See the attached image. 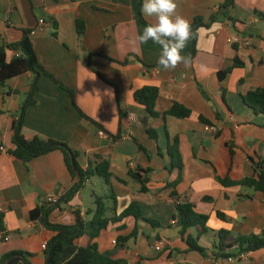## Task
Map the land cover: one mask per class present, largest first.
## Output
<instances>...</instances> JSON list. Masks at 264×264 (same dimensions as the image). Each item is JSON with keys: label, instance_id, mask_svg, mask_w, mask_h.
I'll return each instance as SVG.
<instances>
[{"label": "crops", "instance_id": "1", "mask_svg": "<svg viewBox=\"0 0 264 264\" xmlns=\"http://www.w3.org/2000/svg\"><path fill=\"white\" fill-rule=\"evenodd\" d=\"M228 1L232 6L226 8ZM176 3L175 15L190 23L196 17L208 21L217 16V21L199 29L195 48L187 44L181 53L187 64L180 62L175 68L164 69L156 67L160 46L151 40L139 42L146 26L140 22V14L149 25L157 22L155 16L139 13V0H0V44L18 43L23 30L31 31L30 43L40 66L72 90L78 109L102 128L83 119L70 94L42 76L36 104L26 110L22 133L28 139L67 144L78 153L77 163L83 170L94 169L100 160H106L117 203L112 216L136 203L145 219L160 224L152 227L143 219H124L94 241L100 253L128 264H264V250L248 253L244 261L233 263L188 251L181 228L173 220L172 197L176 195L181 203L193 204L199 214L209 216L206 234L192 228L185 235L198 237V245L208 255L218 243L219 231L229 232L232 238L264 234V193L241 186L225 187L218 181L252 178L249 158L264 161V116L255 115L241 99L248 91L264 88V22L254 14L264 12V0ZM39 20L45 21L43 30ZM76 21L84 23L82 37L77 34ZM236 35L247 38L250 47L232 45ZM14 55L9 51L7 60ZM235 58L242 67L220 80L219 73L233 67ZM31 81L32 75L26 73L0 86V147L5 150L0 153V212L5 228L0 229V256L25 252L32 255L33 264H45L42 245L55 233L33 220L31 212L47 195L65 194L76 181L59 152L27 164L8 153L13 148L10 130ZM144 87L159 90L157 118H151L134 101V92ZM173 104L189 109L190 118L164 117ZM200 118L216 128L217 134ZM99 131L107 137H100ZM150 132L156 133L155 139ZM118 133L120 138L113 140ZM234 135L239 137L240 148L231 158L226 144ZM174 141L182 160L181 171L170 169L167 146ZM131 162L133 171L148 178L147 193H141L140 183L129 177ZM172 184L174 188L168 186ZM75 212L84 220L92 218L93 210L85 209L80 192L70 202L55 207L49 221L71 225ZM217 213L223 214L224 220ZM119 236L130 238L122 249L116 246ZM90 242L87 236L79 239L67 249L64 261Z\"/></svg>", "mask_w": 264, "mask_h": 264}, {"label": "trees", "instance_id": "2", "mask_svg": "<svg viewBox=\"0 0 264 264\" xmlns=\"http://www.w3.org/2000/svg\"><path fill=\"white\" fill-rule=\"evenodd\" d=\"M142 0H139V13L141 12ZM232 6V2L228 1L225 5L226 8ZM254 14L264 22V12L255 11ZM230 21L235 23V20L228 17ZM217 21V16H212L208 21L200 17H196L191 25L192 36L189 44L195 48L198 31L201 28H208L211 24ZM140 22L144 25H149L140 14ZM76 30L79 37H82L85 31V26L82 21H76ZM31 31L23 30L22 38L18 43L3 45L0 44V86L3 87L5 83L13 78L21 76L26 73L32 75V81L26 100L21 106L18 118L13 122L10 135L13 148L8 151L14 159L21 161L24 164L30 161L43 157L45 155L59 152L62 154L64 163L72 180L75 181L76 175L72 170L71 157L75 160L77 172L80 176V182H75L73 188L66 192L60 203L70 202L74 196L83 188V186L92 178H99L104 182V185L109 188L108 196L94 197V210L92 218L87 221L84 220L78 212H75V221L71 225L52 224L49 221V216L55 207L41 204L36 210L31 212V218L38 220L40 224L47 230L55 233L54 237L47 243L44 250L45 264H128L125 260L113 259L110 254H102L98 251V247L94 242L101 234L110 227L122 223L124 219H143L152 227H160V224L152 219H145L142 215V210L136 203H132L124 212L119 216H112L116 211V197L111 187L112 173L110 172V164L106 160H100L94 169L88 168L83 170L77 163L78 153L73 151L67 144L56 142L54 140H42L38 137L31 139L26 138L22 133L23 121L26 110L35 105V95L38 92V81L44 76L51 79L62 90L68 92L72 98V103L76 111L82 116L83 119L91 122L98 129L102 130L101 126L84 115L75 104L74 92L64 86L51 74L46 72L38 63L36 55L30 43ZM236 48V47H235ZM12 51L15 53L14 57L8 61L7 53ZM18 55V57L16 56ZM89 66V64H88ZM163 68L159 64L156 66ZM242 64L235 58L234 65L225 72L219 73L218 77L222 80L226 75L232 72L233 69L241 68ZM91 69V67L89 66ZM92 70V69H91ZM116 89V88H115ZM117 93V89H116ZM118 97V95H117ZM134 101L143 106L151 118L159 117L155 111V104L159 97V90L156 87H144L136 90L133 94ZM242 102L246 108L251 110L255 115L264 116V88H257L248 91L241 96ZM170 116L176 119H188L191 116V111L179 104H173L167 113L163 115ZM200 120L207 126L211 124L203 119ZM104 132V131H103ZM105 133V132H104ZM106 134V133H105ZM152 138H156L155 132H150ZM120 138V133L112 136L113 140ZM239 137L234 135V140L226 144V149L231 158L236 154L240 148ZM138 148L144 151L143 147L138 144ZM167 155L170 161V169L182 170V160L178 150L177 141L167 146ZM254 170V177L244 178L239 181H233L229 178H218L219 183L225 187L241 186L253 189L257 192L264 193V161L260 158H249ZM144 173V172H142ZM146 173V172H145ZM144 173V174H145ZM129 177L140 183V192L147 193L149 180L143 176L139 171L130 170ZM121 181V180H120ZM123 183V181H121ZM174 188L175 184L168 185ZM175 199V213L173 220L181 228L180 236L185 240L188 251L197 252L204 258L212 257L214 260H226L228 258H236L240 255L264 250V234L238 236L232 238L229 232H217L218 243L213 244V252L208 255V251L198 245V237L185 236L187 231L192 228H198L200 235L206 234L209 229L207 223L209 216L199 214L194 205L190 203H181L178 197L172 194ZM59 203V204H60ZM58 204V205H59ZM57 205V206H58ZM56 206V207H57ZM219 219L224 220L221 213H217ZM124 226L118 228L122 230ZM0 229L4 231V215L0 212ZM87 236L90 239V244L84 248H79L74 255L68 260L64 261V257L68 248H71L79 239ZM129 237L119 236L116 239V246L120 249L124 248L129 241ZM20 259L21 263L18 264H33L32 255L25 252H10L0 256V264H8L13 259Z\"/></svg>", "mask_w": 264, "mask_h": 264}, {"label": "clouds", "instance_id": "3", "mask_svg": "<svg viewBox=\"0 0 264 264\" xmlns=\"http://www.w3.org/2000/svg\"><path fill=\"white\" fill-rule=\"evenodd\" d=\"M176 8V0H142L141 4L142 14L155 16L157 22L143 28L139 42L146 44L151 40L160 46L157 63L164 69L175 68L180 62L188 63L181 53L191 39V25L185 18L175 15Z\"/></svg>", "mask_w": 264, "mask_h": 264}, {"label": "built area", "instance_id": "4", "mask_svg": "<svg viewBox=\"0 0 264 264\" xmlns=\"http://www.w3.org/2000/svg\"><path fill=\"white\" fill-rule=\"evenodd\" d=\"M38 23H39L40 29L43 30V26L45 24V21L44 20H39ZM231 42H232V45H234V46H238V47H242V48L250 47V41L247 38L240 37L238 35L234 36L232 38ZM16 56L18 57L17 54H16ZM207 129L212 131L214 134H217V129L216 128L208 126ZM98 134L102 138L107 137L106 134L103 131H99ZM4 152H5V150L2 147H0V153H4ZM129 169L130 170L135 169L134 163L131 162L129 164ZM64 195L65 194H49L43 199L42 204L56 207L60 203V201L64 197ZM46 247H47V243H44L42 245V249L45 250ZM245 259H246V257L243 254V255H240V256H238L236 258H228V259L225 260V262L233 263V262L244 261ZM221 262L222 261H220L219 263H221Z\"/></svg>", "mask_w": 264, "mask_h": 264}, {"label": "rangeland", "instance_id": "5", "mask_svg": "<svg viewBox=\"0 0 264 264\" xmlns=\"http://www.w3.org/2000/svg\"><path fill=\"white\" fill-rule=\"evenodd\" d=\"M79 192L81 194L83 206L88 210H94L93 194L100 197L109 195L104 182L99 178H92L91 182H87Z\"/></svg>", "mask_w": 264, "mask_h": 264}, {"label": "water", "instance_id": "6", "mask_svg": "<svg viewBox=\"0 0 264 264\" xmlns=\"http://www.w3.org/2000/svg\"><path fill=\"white\" fill-rule=\"evenodd\" d=\"M71 165H72V170L74 171V173L76 175L75 181L80 182V176H79L77 169H76L75 160L72 157H71ZM18 263H21L19 258L13 259L10 262H8V264H18Z\"/></svg>", "mask_w": 264, "mask_h": 264}]
</instances>
